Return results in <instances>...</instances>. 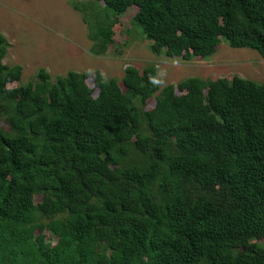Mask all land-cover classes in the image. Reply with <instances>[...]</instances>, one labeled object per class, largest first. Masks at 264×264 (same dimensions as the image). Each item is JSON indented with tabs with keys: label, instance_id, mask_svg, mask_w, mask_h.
<instances>
[{
	"label": "trees",
	"instance_id": "obj_1",
	"mask_svg": "<svg viewBox=\"0 0 264 264\" xmlns=\"http://www.w3.org/2000/svg\"><path fill=\"white\" fill-rule=\"evenodd\" d=\"M74 6L95 55L136 6L155 54L209 59L227 41L264 57V0ZM8 46L0 31V264H264V81L162 88L156 65H130L124 89L46 68L11 86Z\"/></svg>",
	"mask_w": 264,
	"mask_h": 264
},
{
	"label": "rangeland",
	"instance_id": "obj_2",
	"mask_svg": "<svg viewBox=\"0 0 264 264\" xmlns=\"http://www.w3.org/2000/svg\"><path fill=\"white\" fill-rule=\"evenodd\" d=\"M86 1L89 0H0V31L9 41L4 63L21 65L24 69L21 82L11 86L34 81L39 69L46 68L53 79L67 75L70 70L89 72L91 86L95 73L100 72L107 79L118 78L124 89L123 78L130 65L141 70L156 65L157 81L162 88L194 76L217 79L240 75L264 81L262 54L252 48L232 47L227 41L209 59L187 60L155 54L152 41L132 23L138 12L136 6L115 25V44L109 52L95 55L90 27L74 6ZM155 103L153 97L147 107Z\"/></svg>",
	"mask_w": 264,
	"mask_h": 264
},
{
	"label": "bare ground",
	"instance_id": "obj_3",
	"mask_svg": "<svg viewBox=\"0 0 264 264\" xmlns=\"http://www.w3.org/2000/svg\"><path fill=\"white\" fill-rule=\"evenodd\" d=\"M87 8V7H86ZM82 10V9H81ZM36 82V81H35Z\"/></svg>",
	"mask_w": 264,
	"mask_h": 264
}]
</instances>
